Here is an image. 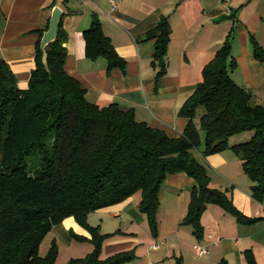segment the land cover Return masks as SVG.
Instances as JSON below:
<instances>
[{"label":"trees","instance_id":"trees-1","mask_svg":"<svg viewBox=\"0 0 264 264\" xmlns=\"http://www.w3.org/2000/svg\"><path fill=\"white\" fill-rule=\"evenodd\" d=\"M235 15L230 16V19ZM36 45L35 67L29 88L22 89L10 64L0 58V264H56L57 241L46 257L40 254L46 237L59 224L73 217L90 233H76L78 241H91L94 251L67 264H125L138 257L137 247L102 260L104 244L120 234H104L89 223V216L128 201L141 193L140 211L147 217L152 236L160 235L161 193L168 176L186 173L196 180L183 226L193 230L198 242L205 239L202 218L210 205H218L242 225H255L263 218L246 216L226 190L213 187L208 168L194 154L208 158L228 151L243 162L244 173L254 182L252 197L264 201V105L253 104L254 94L232 77L238 68L234 58L233 32L203 71V81L187 100L180 116L188 120L179 137L138 121L134 109L119 104L91 102L88 88L66 70L68 34L63 21L57 41L48 46V72L42 39ZM172 26L163 16L147 33L156 41L153 66L157 80L168 74ZM87 57L108 62V73L127 72L128 61L117 51L97 14L84 33ZM254 58L264 64V47L253 35ZM204 109L199 123L200 109ZM254 131L251 141L230 145L236 135ZM41 155L33 174L27 160ZM247 264H258L256 254L244 252ZM176 264H184L182 258ZM221 264H229L222 260Z\"/></svg>","mask_w":264,"mask_h":264},{"label":"crops","instance_id":"crops-1","mask_svg":"<svg viewBox=\"0 0 264 264\" xmlns=\"http://www.w3.org/2000/svg\"><path fill=\"white\" fill-rule=\"evenodd\" d=\"M56 6L65 11L66 70L88 88L91 102L134 109L138 121L179 137L188 124L180 116L182 107L203 81L204 68L233 32V55L239 66L232 77L252 91L256 104L264 105V64L254 58L251 43L254 35L264 47V0H118V10L110 0H0V58L10 64L22 89L29 86L35 67L39 40L35 31L51 23ZM95 14L118 53L128 61L126 73L116 69L109 74L106 59H88L84 33L91 28ZM163 16L169 18L173 34L168 74L157 80L158 71L152 63L156 41L146 38ZM229 153L206 158L213 168L212 173L207 167L213 187L228 191L246 216L263 220L242 225L222 207L210 205L202 218L205 239L198 242L193 230L182 225L196 180L186 173L170 175L161 193L160 235L149 239L147 264L173 258H182L184 264H221L222 260L247 264L244 252L249 249L254 250L258 264H264V201L252 197L254 182L244 177L242 160ZM140 201L141 196H135L93 213L132 219L127 231L120 229V234L105 243L107 253L138 250L142 245L139 228L148 221L141 214ZM197 245L207 247L209 255L199 257Z\"/></svg>","mask_w":264,"mask_h":264},{"label":"rangeland","instance_id":"rangeland-1","mask_svg":"<svg viewBox=\"0 0 264 264\" xmlns=\"http://www.w3.org/2000/svg\"><path fill=\"white\" fill-rule=\"evenodd\" d=\"M238 75L239 74H237V76ZM22 87H24L25 89L29 88V86L27 84L23 85ZM253 104L254 105L256 104V98L253 101ZM203 113H204V109L201 108L199 111L198 123H199L200 117ZM201 135H202V140H203L202 148L200 149V151L195 150L194 154L204 165H206V167L209 168L210 172L213 173V168L211 166H209V164H207V162H206L207 159L205 157H203L201 154V151L204 149L205 144H206V132L204 130H201ZM254 135H255L254 131L246 132V133H243L241 135H236V136L231 138L230 145L234 146V145H239L242 143H247V142L252 140ZM229 154L231 156H235V155L238 156L236 153H234L232 151H230ZM41 161H42V156L40 154L39 155H33V156L28 158L27 165L29 166V169H30V171H32L33 174L40 167ZM242 168H243V162H242ZM243 172H244V170H243ZM244 177L247 178V180H249V182H253L250 179V177H248L246 174L244 175ZM135 196H136V198H140L141 193H138ZM98 214L99 213L90 214L89 223L94 227H97V226L101 227V225H102L101 229H103L102 232L104 231L103 232L104 234H106V233L111 234L115 231H120V229L127 231V229L129 228V226L131 225V222H132L131 218H129L128 220H124V219H122V217L115 218V217H112L110 215V213L100 214V215H98ZM141 214L143 216V213H141ZM159 221H160V213H159ZM123 222L125 224H123ZM160 230H161V223H160ZM139 231L142 235L143 241H142V245H140L138 247V250H137L138 257L135 260L130 261V262L125 263V264H147L149 262V257L147 254H148V248H149L148 247L149 239L151 238V235H152L150 227H149V223L141 224ZM72 233H76V234L83 235L85 237L90 238V233L85 228L80 226L75 221V219L73 217L68 218L63 223L56 226L53 229V231L46 237V239L44 240V242L41 245V250H40L41 256L46 257L48 255L54 241H57L58 246H59V250H60V254L58 256L56 264H67L72 259L85 258L88 255H90L95 249L94 244L91 241H78L72 237ZM159 249H160V246H159V248H157V250H159ZM159 252H161V251H159ZM114 254H115L114 252L113 253H107L106 245L104 244L103 252H102V256H101L102 260H106ZM161 255H162V253H159V256H161ZM192 258L194 259V257H192ZM157 261L158 260H154L155 263H158ZM175 261H177V260L174 258H173V260L166 259L165 262H161L160 264H166V262H167V264L168 263L173 264ZM174 264H176V263H174Z\"/></svg>","mask_w":264,"mask_h":264},{"label":"water","instance_id":"water-1","mask_svg":"<svg viewBox=\"0 0 264 264\" xmlns=\"http://www.w3.org/2000/svg\"><path fill=\"white\" fill-rule=\"evenodd\" d=\"M64 15H65V11L60 6H56L54 8L51 18L50 28L45 32L44 37L42 39L41 47L44 53L43 60L49 73H51V70L49 67V54L47 49L50 44L57 41Z\"/></svg>","mask_w":264,"mask_h":264},{"label":"built area","instance_id":"built-area-1","mask_svg":"<svg viewBox=\"0 0 264 264\" xmlns=\"http://www.w3.org/2000/svg\"><path fill=\"white\" fill-rule=\"evenodd\" d=\"M110 2L113 5L114 10H118V0H110ZM196 253L199 257H205L209 255V249L207 247H204L202 245H197L196 247Z\"/></svg>","mask_w":264,"mask_h":264}]
</instances>
